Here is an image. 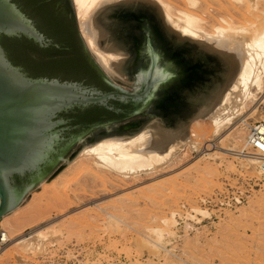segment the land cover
Segmentation results:
<instances>
[{"label":"water","instance_id":"obj_1","mask_svg":"<svg viewBox=\"0 0 264 264\" xmlns=\"http://www.w3.org/2000/svg\"><path fill=\"white\" fill-rule=\"evenodd\" d=\"M90 23L100 51L125 55L120 69L138 89L105 77L76 28L72 0H0V218L77 143L68 162L146 119L116 123L161 117L132 148L161 155L174 137L186 140L218 121L238 94L247 56L243 38L229 30L180 36L153 0L103 3Z\"/></svg>","mask_w":264,"mask_h":264},{"label":"rangeland","instance_id":"obj_2","mask_svg":"<svg viewBox=\"0 0 264 264\" xmlns=\"http://www.w3.org/2000/svg\"><path fill=\"white\" fill-rule=\"evenodd\" d=\"M166 1L185 7V0ZM72 5L80 31L73 0ZM250 7L246 1L197 0L194 12L204 17L207 30L222 17L238 24L264 23V0ZM96 61L110 83L135 87L120 65L113 73ZM250 93L217 133L213 125L200 129L193 136L195 148L185 145L161 166L138 174L116 173L91 156L70 164L84 146L46 189L36 185L3 220L2 233L9 240L0 244V264H264V176L243 157L248 125L258 120L256 112L264 114V83L253 85ZM138 119L146 120L127 134L162 120L136 115L114 127ZM161 227L168 230L160 232L162 237Z\"/></svg>","mask_w":264,"mask_h":264},{"label":"bare ground","instance_id":"obj_3","mask_svg":"<svg viewBox=\"0 0 264 264\" xmlns=\"http://www.w3.org/2000/svg\"><path fill=\"white\" fill-rule=\"evenodd\" d=\"M73 1L77 8V20L80 26V31L82 33L83 38L86 41V45L88 46L89 50H91V52L95 55V57L97 58L96 60H98L105 67V70H108L111 72L117 71V67L119 68V65H120L118 61H120L121 63L124 59L120 58L121 55H113L110 53H106V52L100 51L96 47L95 45L96 30L90 23L91 14L99 6H101L103 3H108V2L115 1V0H73ZM153 1L156 2L162 9L170 28L173 30L174 29L179 30L181 36H189L191 39H204L201 34H204L206 36L214 35L215 31H217L218 29H223V30L226 29L242 37L244 40V42L242 43V48L247 56V59L245 60L244 65H243L240 88L238 90V94L232 101L227 112L218 121L211 124L213 125V131L217 133L224 123H228V121L231 120L230 116L232 117V114L233 112H235L234 111L235 109H237L236 112H238V109H242V107L245 104V101L248 99L249 95H251L250 93L251 87L253 85L261 86L264 83V23L262 21L261 23L260 20H259L260 23L256 21L258 24L255 21L254 22L251 21L252 22L251 23L249 22V20H246L245 22L246 24L245 23L238 24V23L233 22L229 18L222 17L220 18L219 22L212 27L211 30H207L205 28L206 26L204 27V24H205L204 19H203L204 17L202 18L200 15L194 12V8L197 5V0H185V7L182 9L174 8L173 5L166 0H153ZM232 1L235 3H242L246 1V3L248 2L251 4L252 9L256 8V4L258 2V0H232ZM117 62L118 64L116 65ZM133 85H135L136 88L138 87V83L133 82ZM256 115H257L256 118L258 119L257 121L264 120V114L260 112L259 113L256 112ZM235 117H237V115H235ZM251 124L248 125V128L249 126H251ZM204 128H200V129L202 130ZM145 131H141L135 134H129L125 136L106 137V138L100 139L94 144L84 147L82 152L77 157H75L70 162V164L74 162L76 163L79 160V158L82 156L83 158L84 156H91L94 158V161L96 162V164L103 166V168L105 167L109 170H112L116 173H120L123 175H130V174L133 175V174H138L142 171H146V170L161 166L162 164L167 162L171 157H173L178 151L180 150L182 151V148L185 145H189L192 148H195L198 145V141H196L193 138V136L186 140L180 139L179 137H174L173 144L170 145L168 149L161 155L156 152H149L147 155L143 153L133 152L132 148L136 147L137 144L142 143V141L148 138V135L151 134ZM247 136H248V131H247ZM243 157H245L246 160H248V162L251 163L254 168H256V162L253 160V158H251L248 154H245V155L243 154ZM45 182L46 181H44L43 179L39 183L40 185L39 184L38 185L43 189L45 188V186H47V184L51 183V182H48V183H45ZM54 184L52 188L55 186ZM23 200L24 198L20 202H18L12 209L8 210L1 216L0 220L1 219L2 220L0 221V228H1L0 244H3L7 240H9L6 237V233L4 232L2 233L3 220L8 215L16 211L19 208L18 206ZM170 220H169L170 224H168L169 227L171 224H173ZM164 224H166V222ZM166 225L164 226L166 227ZM164 230H165L164 227L163 228L161 227L160 231L157 230L158 235L159 234L162 235V233L165 232ZM42 237L44 238V236ZM30 240L32 239L30 238ZM27 241H28V238L26 242Z\"/></svg>","mask_w":264,"mask_h":264},{"label":"built area","instance_id":"obj_4","mask_svg":"<svg viewBox=\"0 0 264 264\" xmlns=\"http://www.w3.org/2000/svg\"><path fill=\"white\" fill-rule=\"evenodd\" d=\"M246 154L256 162L260 175L264 176V120L255 121L248 128Z\"/></svg>","mask_w":264,"mask_h":264}]
</instances>
